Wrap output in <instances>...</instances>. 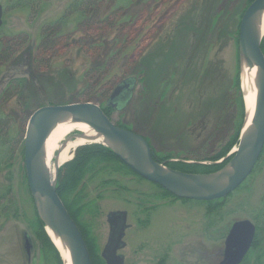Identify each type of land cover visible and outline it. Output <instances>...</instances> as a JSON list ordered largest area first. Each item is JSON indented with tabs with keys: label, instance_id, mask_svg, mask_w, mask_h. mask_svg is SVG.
<instances>
[{
	"label": "rangeland",
	"instance_id": "1",
	"mask_svg": "<svg viewBox=\"0 0 264 264\" xmlns=\"http://www.w3.org/2000/svg\"><path fill=\"white\" fill-rule=\"evenodd\" d=\"M81 1L85 10L98 5L95 18L79 19L74 10ZM90 1L0 0V115L10 127L11 143L22 148L0 165V207L8 209L0 216V264H55L49 250L44 252L37 223L31 229L27 223L38 216L24 165L26 125L36 109L92 102L106 109L112 122L147 139L154 153L170 152L189 162L213 155L234 132L242 98L234 30L251 0ZM126 79L134 80L130 96L109 106L108 98ZM79 134L73 131L66 139ZM235 146L228 160L210 163L224 167L236 155ZM65 163L56 169L55 185ZM128 181L135 191L156 192L149 182ZM94 182L88 181L84 192L86 199L101 195L98 213L83 209L77 216L82 237L85 233L93 246V264L108 236L106 214L115 210L127 212L119 251L124 264H216L231 223L246 218L260 226L247 263L264 264V145L248 177L217 209L207 201L158 195L143 205L137 192L113 197Z\"/></svg>",
	"mask_w": 264,
	"mask_h": 264
},
{
	"label": "water",
	"instance_id": "2",
	"mask_svg": "<svg viewBox=\"0 0 264 264\" xmlns=\"http://www.w3.org/2000/svg\"><path fill=\"white\" fill-rule=\"evenodd\" d=\"M263 2L264 0H253L244 10L239 23L240 56L242 52L248 51L253 83L259 91L260 101L248 127V136L246 139H239L238 151L232 159H240L233 172L226 170V165L216 171L198 175L171 169L152 157L150 146L143 137L114 124L101 108L92 102L46 105L30 115L24 136V165L28 189L40 220L45 223L41 213L52 215L53 229L63 240L75 264H91L90 257L82 234L57 193L55 177L53 180L49 177L39 155L37 143L44 133L57 124L85 116L98 125L106 139L104 145L124 164L176 198L211 201L227 196L248 177L264 145V55L261 51L264 34L260 36L258 30L259 6ZM1 24L0 5V26ZM131 81L128 79L117 85L111 99L122 93L127 97L132 91ZM174 173L185 177L186 180L177 178ZM106 222L108 236L100 256L105 264H124L123 255L118 254V251L125 246L123 237L128 227L127 212L110 211L106 214ZM255 230V225L249 219L233 221L224 239L221 260L217 264H240L253 243Z\"/></svg>",
	"mask_w": 264,
	"mask_h": 264
},
{
	"label": "trees",
	"instance_id": "3",
	"mask_svg": "<svg viewBox=\"0 0 264 264\" xmlns=\"http://www.w3.org/2000/svg\"><path fill=\"white\" fill-rule=\"evenodd\" d=\"M252 1V0H251ZM91 7L93 10H90L88 7L84 14L85 17L88 14V18H95L98 9L97 4H92ZM90 10V11H89ZM244 10L242 11V13ZM85 19V18H84ZM102 23V22H101ZM239 24H237V27L234 30L235 38L238 36V27ZM261 51L264 55V37L261 42ZM238 84V82H236ZM239 116L233 125L231 126V130H233V134L231 137H229L228 141L225 142L224 145L220 146V149L215 152L213 155H210L208 157L193 160L192 162H188L187 157H172V154L170 152H164L159 151L154 153V151L151 148V152L153 154V157L158 162H163L168 167L184 172V173H201L205 171H212V170H218L221 168L223 164L220 162L217 163H210V162H216L220 158H224L226 160L229 159L227 157V154L229 153L230 149L238 142L239 137V131L242 126L243 121V115H244V109H243V102L242 98L239 97ZM104 113L108 116V112L106 109H103ZM234 115V114H233ZM231 115V117L233 116ZM4 117L0 115V165L2 162H8L11 159H13L14 156L17 155L16 149L17 144L11 143V131L10 127L7 126L6 121L3 119ZM230 118V117H229ZM232 122V120H231ZM116 125H119L121 127H124L128 130L130 129L128 126L122 125L119 122L115 123ZM133 131V130H132ZM136 133V131H134ZM19 135V133H18ZM10 136V137H9ZM16 148V149H15ZM19 153L22 152V148H19ZM176 159V160H172ZM186 159V160H185ZM191 160V159H190ZM206 160V161H205ZM205 161V162H204ZM135 178L138 182H149L139 175H137L132 169H130L128 166H126L108 147L103 146L101 144H87L82 145L78 147L74 153V156L71 160H69L67 163H65L60 169L58 174V179L56 183V189L59 197L61 198L64 206L66 207L68 213L70 214L73 221L78 226L81 234L84 232V226L83 224L78 220L79 213L84 209L86 212L92 213L93 215L98 213V203L97 199L101 195L98 194L96 198H90L86 199V193L84 192V187L87 186L88 181L91 180H97V182L92 183L91 185L94 188H109L111 191V194L113 197L115 196H124L131 195L134 192H137L139 196H137L141 200V204L147 200V197H155V195H158L162 198H166L168 196L173 197L169 192L164 190L162 187L151 183L152 189L156 190V192H151V194L148 196L144 194L143 191H135V189H132L129 186L130 179ZM237 190V189H236ZM146 195V196H144ZM9 198V197H8ZM11 198L7 199V203H10ZM185 201V199H180ZM225 197L207 201L208 203H211V208L217 209L219 206L222 205L224 202ZM1 202V201H0ZM8 213L7 206L0 207V216L6 215ZM29 228H33V225L36 224L39 228L38 237L43 243V247L45 248L44 252L49 250L50 258H48L50 263L55 264H62V261L60 259L59 253L46 235L43 227L42 222L39 219L38 216H35L34 221L29 220L27 221ZM256 225V223H255ZM35 230V229H34ZM36 232V231H35ZM260 233V226L256 225V234L259 235ZM83 236V235H82ZM86 240L85 244L86 247H88L89 257L91 259L90 253L92 252L93 246L88 241L87 237H84ZM258 240L253 242V249L257 248L256 242L258 243ZM46 253V252H45ZM47 256V255H46ZM45 256V257H46ZM247 256L244 258L242 263L240 264H248L247 263ZM257 258V257H256ZM97 264H104L103 260L99 257H96ZM91 264H93L91 262Z\"/></svg>",
	"mask_w": 264,
	"mask_h": 264
},
{
	"label": "bare ground",
	"instance_id": "4",
	"mask_svg": "<svg viewBox=\"0 0 264 264\" xmlns=\"http://www.w3.org/2000/svg\"><path fill=\"white\" fill-rule=\"evenodd\" d=\"M258 30L260 36L264 34V2L259 6ZM240 57L239 88L243 98L244 123L239 132V139L243 140L246 139L249 134L248 127L260 101V94L253 83L248 51L245 53L242 52ZM73 131H79L80 134L76 135L73 139H66V137ZM85 143L101 144L103 146L106 144L105 136L101 133L98 125L85 116H81L64 124H57L44 133L42 139L37 143V149L42 159L44 168L49 174V177H52V180L56 173V169L62 163L71 160L74 156L76 148L82 146L83 144L85 145ZM238 146L239 142H237V147L235 146L237 151ZM239 159L240 158L232 159L226 164L225 169L233 172ZM175 176L181 180H186L185 177L180 175L175 174ZM215 185L218 186L219 184ZM41 216L45 221V223H43L44 231L59 250L63 264H75L73 257L68 252L63 240L53 229L52 215L50 213H41ZM54 220L55 219H53V222Z\"/></svg>",
	"mask_w": 264,
	"mask_h": 264
},
{
	"label": "flooded vegetation",
	"instance_id": "5",
	"mask_svg": "<svg viewBox=\"0 0 264 264\" xmlns=\"http://www.w3.org/2000/svg\"><path fill=\"white\" fill-rule=\"evenodd\" d=\"M36 1H38V2H43V0H36ZM96 1H94V3H95ZM90 3L92 4V0L90 1ZM80 5H81V7H78V8H76L75 10H74V12L75 13H77V16H78V14H79V19L81 20H83L84 18H85V14H84V12H85V8H84V5H85V1H81V3H80ZM99 8V7H98ZM90 10H93V8L90 6V8H89ZM89 10V11H90ZM81 22L82 21H79L78 23L79 24H81ZM83 23V22H82Z\"/></svg>",
	"mask_w": 264,
	"mask_h": 264
}]
</instances>
